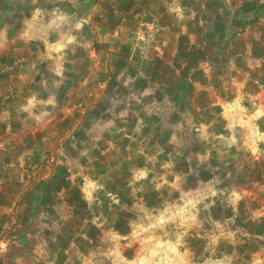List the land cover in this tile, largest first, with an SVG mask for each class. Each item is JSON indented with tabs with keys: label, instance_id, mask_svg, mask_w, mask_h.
<instances>
[{
	"label": "rangeland",
	"instance_id": "1",
	"mask_svg": "<svg viewBox=\"0 0 264 264\" xmlns=\"http://www.w3.org/2000/svg\"><path fill=\"white\" fill-rule=\"evenodd\" d=\"M75 1L0 0V36L8 41L26 30L27 19L33 18L29 33L38 38L31 43L39 49L50 48V62L44 58L36 66L35 77L41 83L49 76L56 86L64 81L61 86L68 87L86 79L81 70L92 65L88 50L96 48V43L89 40V25L76 28L84 11L74 12ZM171 2L180 1H163L164 27H172L168 20L185 11L175 10ZM253 4L238 13L215 10L224 19L222 25L211 24L209 40L181 44L167 29L164 44L169 38L171 46L164 48V57L150 52L151 44L144 49L141 41L137 48L148 52L146 57L131 53V58H101L123 69L119 81L128 80L133 88L107 90L80 130L69 136L74 144L67 143V154L77 164L82 162L86 172L72 181L80 179L83 188L76 191L80 196L72 189L61 199L59 186H46L39 212L29 218L31 235L43 240L37 252L43 251L46 257L36 255L33 264H225L217 256L229 253L231 242L238 241L243 248L237 264H252L250 256L256 252L260 253L258 264H264V114L253 116L264 110V0ZM256 16L260 23L251 25ZM26 59L0 57L3 80L13 73L17 77L33 71L29 59L35 58L28 57L30 65ZM204 68L210 69L211 83L219 80L224 86L220 95L226 116L221 122H207V127L192 128V122L185 120V98L190 99L194 84L205 80ZM53 90L54 96L60 95L58 88ZM256 95L262 98L258 104L251 99ZM123 97L131 99L129 105ZM178 98L182 100L177 108L173 102ZM197 107L202 110L203 106ZM216 107H210L215 116ZM98 119L101 127L97 129L92 124ZM137 124L139 130L134 128ZM114 128L141 131L144 147L131 146L132 136L126 133L127 142L120 139L118 150L98 145L92 152L85 151V131L99 137L94 138L98 141ZM200 129L205 130V139L197 136ZM54 156L48 154L45 161L55 163ZM10 235L5 229L2 237ZM4 241L0 264H15L10 259L15 250L26 254L23 247L11 244L17 239Z\"/></svg>",
	"mask_w": 264,
	"mask_h": 264
},
{
	"label": "crops",
	"instance_id": "2",
	"mask_svg": "<svg viewBox=\"0 0 264 264\" xmlns=\"http://www.w3.org/2000/svg\"><path fill=\"white\" fill-rule=\"evenodd\" d=\"M76 1L73 6L74 12L77 13L76 10L80 8L84 11L83 14L81 13V21H77L76 28L80 29L89 25V31H91L89 40L96 43V48H91L88 50L89 53L87 52L92 65L81 70L86 74V79H82L84 81L72 83L68 87L67 85L66 87L61 86L64 81H60L58 85L62 84L59 87L51 82L49 76L42 83L36 80L35 71L39 70V67L36 66H39L40 61L44 63V58H47L49 63L52 55L49 47L39 49L36 47V43H31L32 40L38 38L34 33L33 35L29 33L33 18L27 19L26 30H20L13 34L8 38V41L3 35L0 36V57L6 55L25 57L27 58L26 63L32 64L30 67L34 68L33 71L26 70L23 72L17 69L21 72L17 74V77H14L13 73L7 80H3L1 77L3 74L2 63L0 62V253H2L4 240L17 239L11 244L15 247H23L26 254L24 251L15 250L10 258L15 264H33L36 255H43V251L37 252L42 247V244L39 243H42L40 241L43 240L38 236L31 235L29 218L39 212V205L42 204L46 186L49 184L59 186L57 187L58 196L61 199L67 197L72 189L76 196L77 194L81 195L76 191L82 190L83 183L80 182V179H76V182L72 181V178L86 172H83L82 162L77 164L73 160L74 158L72 159L67 154V143L74 144L69 136L80 130L84 118L91 116L90 112L100 104L103 94L107 90L133 88L128 80L127 82L119 81L123 69L120 70V68L106 64L101 58L104 56L131 58V53H137V57H146L148 52H139L137 48L141 41L145 44L144 49L147 44H151L150 52L153 51L156 56L162 57L164 48L166 51L171 46L169 38H165L164 44V34L167 33V29L172 31L171 35H174L181 44L185 41L197 42L200 38L202 41L209 40L211 24L222 25L224 19L222 12L215 10L234 9L237 11L247 6L250 8L254 5L253 2L257 0H179L180 2L177 3L171 2L172 5L170 6H174L175 10L185 9L182 15L177 13L168 20L170 22L167 24H172V27L169 25L164 27V0ZM24 7H28V4L22 6V8ZM254 18L256 20H251V25L260 23L258 16ZM177 24L179 25L178 32L175 29ZM204 26L210 27L204 28ZM222 37L223 39L226 38L225 35ZM64 47L66 48V46ZM29 55L35 58L34 61L29 59L32 61L30 64ZM41 58L43 60H40ZM46 68L47 73H50L49 66ZM209 68L203 70L206 73L205 80L200 84L193 85L194 91L190 93V99L185 98L188 101L185 120L192 122L190 124L192 128L196 125L207 127V122H221L219 120L226 116L225 99L221 98L220 95L224 86L219 80L218 84L210 82ZM159 69L162 68H156V75ZM181 72V70L177 71L179 74ZM31 73L32 77L29 76ZM58 74L60 77L65 76L64 73L61 75V72ZM157 77L160 76L157 75ZM179 82L181 83L180 80ZM57 88L56 94L60 95L54 96L53 89ZM8 93H11V96H7ZM128 98L123 97L121 100L124 104L129 105L131 99ZM136 99L139 100V96ZM251 99L257 100L256 104H258L259 99L262 98L256 95ZM181 100L178 98V102H173V104L178 108ZM200 105L203 106L202 110L197 107ZM210 107H216L214 108L217 111L216 116ZM221 109L223 110L221 111ZM125 110L130 112L127 108ZM87 111L88 114L85 115ZM254 113L253 116L257 113L261 116L264 114V110H257ZM99 122V119L94 121L92 126L98 129L101 127ZM139 125H134V128L135 126L140 128ZM133 130L121 131L114 128V131L110 132V136L106 135V139L100 137L98 141H94V138L99 137L94 136V134L90 135V132L85 131L86 142L88 141V148L85 151L90 149L92 152V149L98 148V145L103 149L106 148V150H115L116 147L118 150V147L122 145L120 139L127 142L123 138L126 133L132 136V140L128 142H132L131 146L140 147L142 145L144 147L145 138L141 139L143 134L141 131L136 133ZM200 131L201 133L197 136L205 139L203 136L207 135L205 130L200 129ZM123 132L124 134H122ZM22 145L25 147H21ZM52 153L55 156L51 160H55V163L50 164L45 159L48 154L51 156ZM110 166L111 163L106 164L105 168ZM129 167L130 164L128 163L124 167V173ZM5 229L10 230V238L4 239L2 237ZM231 245L229 253L217 256L218 259H222L221 263L224 261L225 264H237V260L242 257V242H231ZM259 255L260 253L256 252L250 256L252 264H255V261L258 264Z\"/></svg>",
	"mask_w": 264,
	"mask_h": 264
}]
</instances>
